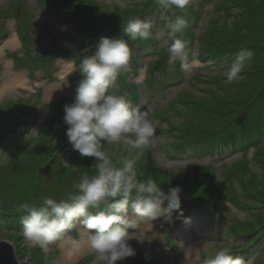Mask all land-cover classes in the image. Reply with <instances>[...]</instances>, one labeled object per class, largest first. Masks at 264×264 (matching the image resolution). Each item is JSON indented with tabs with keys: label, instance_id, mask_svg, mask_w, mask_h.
Returning <instances> with one entry per match:
<instances>
[{
	"label": "rangeland",
	"instance_id": "rangeland-1",
	"mask_svg": "<svg viewBox=\"0 0 264 264\" xmlns=\"http://www.w3.org/2000/svg\"><path fill=\"white\" fill-rule=\"evenodd\" d=\"M65 1L0 0V89L7 74L10 83L15 77L18 80L0 96V120L4 122L0 124V222H4L0 223V242L12 245L19 264H99L95 257L84 262L94 252L89 246L90 233L81 225L44 253L25 238L20 225L23 214L16 209L19 203H32L43 196L63 199L60 181L67 180L65 186L76 183L79 176L73 174L81 173L79 164L87 172L95 163V158L79 156L63 136L67 131L63 117L65 105L73 103L84 79L78 71L80 58L93 54L104 36L127 40L140 61L132 58L133 68L117 78L110 93L126 96L135 106L140 91L137 107L148 110L150 117L157 110L161 117L168 115L161 119L165 124L155 121L159 139L149 146L154 164L165 177L159 179L149 172V178L165 193L177 186L182 189L184 214L175 219L179 213L174 212L169 224L163 217H136L129 210L135 228L128 231L139 235V240L129 241L136 255L117 264L127 260L130 264H205L224 246H230L243 264H264V0H191L186 9L166 13L159 0H75L74 10L67 9ZM173 11L189 22L182 36H170L161 19L162 13L171 16ZM136 17L153 21L152 38L131 41L124 35L123 26ZM24 20L27 23L17 27ZM16 27L22 44L18 38L9 44ZM190 31L196 40L194 45L188 43L187 62L200 63L186 74L179 61L170 60L168 49L175 39L186 40ZM225 40L231 41L229 53L224 47L218 49ZM221 50L228 57L219 61L215 55ZM241 50H250L253 57L243 78L228 83L224 73ZM259 60L262 66L256 69ZM153 74L154 85H148L145 76L152 79ZM59 99L64 101L53 111L51 104ZM63 141L67 147L56 153ZM48 142L55 149L46 154ZM123 150L117 145L108 149L117 154ZM47 163L52 164L45 173ZM142 165L141 156L138 174ZM207 167L215 169L216 180L215 175L213 181L204 175ZM66 169H71L70 175L63 172ZM138 179L143 180L142 176ZM190 194L192 202H188ZM206 195L211 203L201 201ZM7 212L12 215H2ZM69 245L76 247L73 258L67 255ZM39 253L41 260L36 257ZM146 253L152 254L151 261L140 259Z\"/></svg>",
	"mask_w": 264,
	"mask_h": 264
},
{
	"label": "clouds",
	"instance_id": "clouds-1",
	"mask_svg": "<svg viewBox=\"0 0 264 264\" xmlns=\"http://www.w3.org/2000/svg\"><path fill=\"white\" fill-rule=\"evenodd\" d=\"M165 9H186L191 0H159ZM161 14L170 36L183 35L189 22L184 16ZM174 17V18H173ZM153 21L139 17L130 19L123 26V33L131 41L152 38ZM170 60L179 61L182 71H192L199 61L187 62L188 42L177 38L168 49ZM133 57L128 41L101 36L95 51L80 58L78 71L84 79L76 89L74 101L65 105L64 123L66 135L73 150L82 157H94L95 163L66 192L63 199L43 196L37 201L17 205L21 214L25 238L48 253L50 246L64 238L65 234L81 225L90 233V248L99 264H117L136 255L129 243L139 240L135 228L128 218L129 210L136 217L154 220L163 217L173 223L174 212L183 218L181 211L182 189L177 186L165 193L153 178L138 179L137 162L143 149L152 145L159 137L155 121L148 110L134 106L124 95L110 93L117 78L129 71ZM253 57L250 50H241L224 73L228 83L242 79L247 62ZM76 61L69 63L73 64ZM143 71V69H141ZM36 130L31 131V135ZM123 146L127 155L109 153L113 146ZM107 206L99 209L101 204ZM75 243V242H74ZM146 259L149 257L146 254ZM205 264H243L234 257L230 246L220 247L214 257Z\"/></svg>",
	"mask_w": 264,
	"mask_h": 264
},
{
	"label": "trees",
	"instance_id": "trees-1",
	"mask_svg": "<svg viewBox=\"0 0 264 264\" xmlns=\"http://www.w3.org/2000/svg\"><path fill=\"white\" fill-rule=\"evenodd\" d=\"M224 35V34H223ZM225 38H227V37H222V40H224ZM206 40V39H205ZM206 44H207V46L209 45V43H208V41L206 40ZM221 43H222V45H221V47H219L218 49L220 50V49H222V47H224V49H222V50H224L226 53L228 52H230V50L231 49H229V47H230V45H229V43L231 42V41H220ZM206 44L204 45V47H206ZM227 46H229L228 48H227ZM209 48V47H208ZM210 49V48H209ZM220 51L221 53L220 54H218V55H215V56H217V60H219L220 61V59L221 58H227L228 56L227 55H223L222 53H223V51ZM225 53V54H226ZM218 61V62H219ZM260 62H262L261 60H259V62H256V67L257 66H259L258 68H256V69H260V67L262 66V63H260ZM250 72V71H249ZM258 72V70H255V73H257ZM255 73H250V75H252V74H255ZM218 79L219 78H217V79H215V80H217L216 82L218 83V82H221V81H218ZM64 101V99H59V100H57V101H55L54 103H52L51 104V107H52V110L53 111H57V110H59V108L61 107L59 104L60 103H62ZM68 126L66 125V128H67ZM48 146H49V142L47 143V145H46V154H47V152H48ZM61 151V149H57L55 152L56 153H59ZM55 153V154H56ZM109 153H112L111 151H109ZM79 156H81V155H79ZM142 159H143V165L141 166V168H142V170H141V173L140 174H138V176H142V178H143V180L145 179H147V178H149V177H152L150 174H149V172L151 173V172H153L148 166H147V164L146 163H148L149 162V153H144V151H143V155H142ZM50 163V162H49ZM49 163H47V166H46V169H44L43 171L45 172V173H48L49 171H50V169L48 168L51 164H49ZM78 168H79V172H81L80 174H83L85 171H83V169H82V167L80 166V164H79V166H78ZM90 170H91V168H89ZM67 170H69V169H66V171ZM90 170H87V172H89ZM66 171H64L63 170V172H66ZM159 173H157L156 174V177L157 178H164L165 176H164V173L161 171V170H159L158 171ZM67 175H70L71 174V169L69 170V173H66ZM80 174H73V176L75 177V178H77L78 179V176H79V178L81 177V175ZM53 175L54 176H57V174L54 172L53 173ZM39 178L41 179V175L39 176ZM205 179V178H204ZM36 180H37V178L35 179L34 178V180H33V185H35L36 184ZM67 182V180H62V181H60V184H64V185H58V186H61V188L64 190V196H65V194H66V192H68V191H71L72 190V185L73 184H70V185H67V186H65L66 183ZM55 186V185H54ZM34 188H35V186H34ZM41 190V187H39V190L38 191H40ZM39 193V195H40V192H38ZM197 194V193H196ZM200 194V193H199ZM199 194H197V195H199ZM204 194V193H203ZM192 196V198H190V200L188 201V202H190L191 200H193L194 199V196L193 195H191ZM201 196H202V194H201ZM203 199H201V201H203V202H205V203H211V199L209 198V196H204V197H202ZM212 199H213V197H212ZM7 200H9V199H7ZM192 202V201H191ZM200 202V201H199ZM8 204H12L11 202H7ZM17 210V209H16ZM0 212H3V211H0ZM95 212V211H94ZM2 215H4V216H7V217H9V215H12L11 213H8L7 212V214L6 213H2ZM0 223H2V221L0 222ZM2 225H4V222L2 223ZM20 225H22L21 223H20ZM36 257H37V259L38 260H41L42 258H43V254L42 253H39L38 255H36Z\"/></svg>",
	"mask_w": 264,
	"mask_h": 264
},
{
	"label": "bare ground",
	"instance_id": "bare-ground-1",
	"mask_svg": "<svg viewBox=\"0 0 264 264\" xmlns=\"http://www.w3.org/2000/svg\"><path fill=\"white\" fill-rule=\"evenodd\" d=\"M37 26L39 28L41 26V23L38 22ZM16 42H17V38H16V36L14 34H12L11 37H10L9 44H15ZM12 80H13V82L10 83V76L7 74L6 80L4 82V85L0 89V96H2L4 94V92H6L7 90H10V88L13 85H16L17 84L18 80H17L16 77L13 78ZM89 246H90V244H89ZM75 249H76V247H73L72 245H69L68 246V248H67V255H68L69 258H73V256L75 255ZM159 255L161 257H163V258H167L168 257V255L165 252H159Z\"/></svg>",
	"mask_w": 264,
	"mask_h": 264
},
{
	"label": "water",
	"instance_id": "water-1",
	"mask_svg": "<svg viewBox=\"0 0 264 264\" xmlns=\"http://www.w3.org/2000/svg\"><path fill=\"white\" fill-rule=\"evenodd\" d=\"M14 253L10 243L0 242V264H18L14 258Z\"/></svg>",
	"mask_w": 264,
	"mask_h": 264
}]
</instances>
